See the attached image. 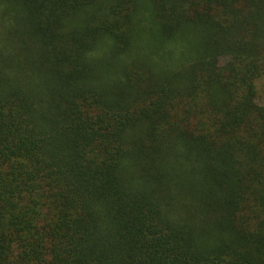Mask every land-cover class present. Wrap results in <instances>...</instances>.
I'll use <instances>...</instances> for the list:
<instances>
[{"label":"trees","instance_id":"16d2710c","mask_svg":"<svg viewBox=\"0 0 264 264\" xmlns=\"http://www.w3.org/2000/svg\"><path fill=\"white\" fill-rule=\"evenodd\" d=\"M262 82L264 0H0V264H264Z\"/></svg>","mask_w":264,"mask_h":264},{"label":"rangeland","instance_id":"374dc122","mask_svg":"<svg viewBox=\"0 0 264 264\" xmlns=\"http://www.w3.org/2000/svg\"><path fill=\"white\" fill-rule=\"evenodd\" d=\"M172 57H174V55H172ZM163 62H164V65H170V64H172L171 54L170 53H168L166 56H163ZM259 90H261L260 95L261 96H264V82H262V84H260ZM263 100H259V101H263Z\"/></svg>","mask_w":264,"mask_h":264}]
</instances>
